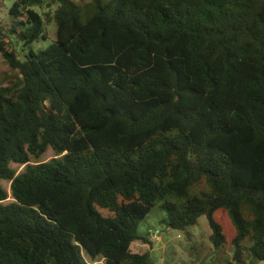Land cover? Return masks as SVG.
Returning <instances> with one entry per match:
<instances>
[{
	"label": "trees",
	"instance_id": "trees-1",
	"mask_svg": "<svg viewBox=\"0 0 264 264\" xmlns=\"http://www.w3.org/2000/svg\"><path fill=\"white\" fill-rule=\"evenodd\" d=\"M9 16L0 264H155L131 247L158 204L175 231L206 217L217 249L225 210L235 260L264 262V0H15Z\"/></svg>",
	"mask_w": 264,
	"mask_h": 264
},
{
	"label": "rangeland",
	"instance_id": "rangeland-1",
	"mask_svg": "<svg viewBox=\"0 0 264 264\" xmlns=\"http://www.w3.org/2000/svg\"><path fill=\"white\" fill-rule=\"evenodd\" d=\"M15 0H2L0 3V25L7 27L13 22L9 16V10ZM78 1V0H76ZM91 0H86L90 2ZM47 11L43 12L46 13ZM49 38L35 42L32 49L35 52L49 48L56 40V26L53 21L48 24ZM10 48L22 51V46L16 39H9ZM20 44V45H19ZM24 53H29L26 49ZM0 71H9L8 65L0 55ZM55 158L54 152L50 149L39 160L32 159V165L49 162ZM13 168L20 174L25 171V166L13 165ZM3 186L9 193V199L5 205L13 203L11 196L10 183L4 182ZM199 193L200 190L196 189ZM104 216H109L106 210H100ZM166 218V212L162 205L154 207L147 218L141 222L138 235L142 240L132 244L131 251L137 254L149 253L155 264H241L235 260V247L232 244L236 236L235 229L225 210H220L215 214L216 221L220 224L226 236V242L220 248H216L211 240L213 231L210 228L206 217H201L198 224L185 232L175 231L162 223ZM245 245L249 244L245 242ZM244 264H264V262L254 263L244 256ZM90 261V260H89ZM91 262V261H90ZM93 264H104V260L99 259Z\"/></svg>",
	"mask_w": 264,
	"mask_h": 264
}]
</instances>
